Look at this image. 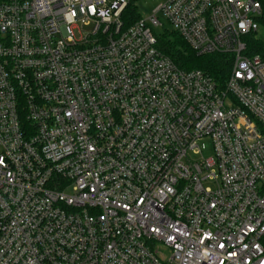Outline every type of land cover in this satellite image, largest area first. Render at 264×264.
Here are the masks:
<instances>
[{"label": "built area", "instance_id": "built-area-1", "mask_svg": "<svg viewBox=\"0 0 264 264\" xmlns=\"http://www.w3.org/2000/svg\"><path fill=\"white\" fill-rule=\"evenodd\" d=\"M129 3L0 0V264H264V0Z\"/></svg>", "mask_w": 264, "mask_h": 264}, {"label": "trees", "instance_id": "trees-1", "mask_svg": "<svg viewBox=\"0 0 264 264\" xmlns=\"http://www.w3.org/2000/svg\"><path fill=\"white\" fill-rule=\"evenodd\" d=\"M126 22L132 23L141 15L137 9L135 0L130 3L125 11ZM158 47L169 56L181 69H200L208 73L218 84H224L230 72L231 60L226 54L198 55L184 38L175 30L165 29L158 33ZM254 54H259L264 59V40H253Z\"/></svg>", "mask_w": 264, "mask_h": 264}, {"label": "rangeland", "instance_id": "rangeland-1", "mask_svg": "<svg viewBox=\"0 0 264 264\" xmlns=\"http://www.w3.org/2000/svg\"><path fill=\"white\" fill-rule=\"evenodd\" d=\"M166 0H135L137 9L142 17H148L154 13V11L157 9V7L161 4H163ZM162 22L165 24V27H160L157 29V31L160 33L164 31L165 29L173 30L171 25L167 22V20L159 15ZM263 38H264V31L262 32ZM206 156L211 155V151L207 150L205 152Z\"/></svg>", "mask_w": 264, "mask_h": 264}]
</instances>
